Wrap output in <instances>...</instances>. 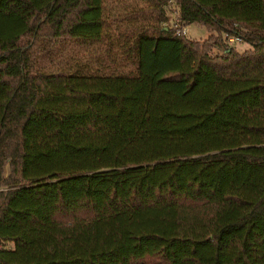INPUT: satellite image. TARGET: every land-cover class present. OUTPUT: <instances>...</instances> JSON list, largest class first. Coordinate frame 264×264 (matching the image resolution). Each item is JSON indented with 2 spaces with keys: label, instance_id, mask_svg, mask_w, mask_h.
<instances>
[{
  "label": "trees",
  "instance_id": "obj_1",
  "mask_svg": "<svg viewBox=\"0 0 264 264\" xmlns=\"http://www.w3.org/2000/svg\"><path fill=\"white\" fill-rule=\"evenodd\" d=\"M0 244L264 264V0H0Z\"/></svg>",
  "mask_w": 264,
  "mask_h": 264
},
{
  "label": "rangeland",
  "instance_id": "obj_2",
  "mask_svg": "<svg viewBox=\"0 0 264 264\" xmlns=\"http://www.w3.org/2000/svg\"><path fill=\"white\" fill-rule=\"evenodd\" d=\"M170 14H171V18L175 19V13L172 12ZM185 31H186L185 34L187 36L192 37V38H197V39H204L210 33L209 30L206 29V27H204L200 24H197V23H191V24L186 25ZM231 44L240 50L242 48L246 47V43L241 42V41L240 42H232ZM8 245H10V243Z\"/></svg>",
  "mask_w": 264,
  "mask_h": 264
},
{
  "label": "built area",
  "instance_id": "obj_3",
  "mask_svg": "<svg viewBox=\"0 0 264 264\" xmlns=\"http://www.w3.org/2000/svg\"><path fill=\"white\" fill-rule=\"evenodd\" d=\"M235 25V24H234ZM236 26V25H235ZM182 32L185 34V28L178 30V32ZM224 37L229 43L232 42H240L241 41V35L237 32V30L234 29V27H228V29L224 32ZM1 247V244H0Z\"/></svg>",
  "mask_w": 264,
  "mask_h": 264
}]
</instances>
